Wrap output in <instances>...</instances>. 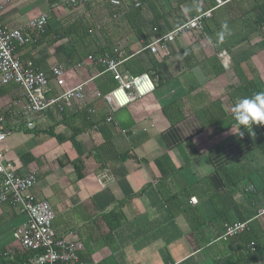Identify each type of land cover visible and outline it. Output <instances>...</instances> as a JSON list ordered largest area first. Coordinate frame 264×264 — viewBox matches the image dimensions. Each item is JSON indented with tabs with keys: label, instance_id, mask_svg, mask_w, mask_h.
<instances>
[{
	"label": "crops",
	"instance_id": "crops-1",
	"mask_svg": "<svg viewBox=\"0 0 264 264\" xmlns=\"http://www.w3.org/2000/svg\"><path fill=\"white\" fill-rule=\"evenodd\" d=\"M64 8L81 7L15 0L0 13V25L24 27L46 13L54 17L48 24L55 29L66 21ZM189 32L157 54L142 50L131 36L118 43L142 68L149 67L144 53L158 62L147 72L154 91L115 111L111 122L105 121L104 102L92 97L102 92L99 86H108L99 65L77 67L80 61H67L63 40L16 47L20 59L31 60L47 75L48 96L83 83L88 107L94 109L90 114L74 101L63 115L53 108L33 116L27 127L17 115L22 89L0 87V114L9 108L14 113L6 118L10 132L0 150L16 173L36 172L30 192L51 205L56 237L82 243L79 264H214L238 243L237 237L221 239L224 224L235 221L254 224L264 242V215L258 212L264 206V125L236 127V105L228 95L239 84L236 64L264 87V27L232 36L235 43L220 50L228 55V67L220 51L215 53L223 69L218 74L208 61L212 55L194 44L195 30ZM54 64L64 67L61 78L47 72ZM78 172L84 175L77 177ZM120 201L123 220L109 229L103 216ZM25 219L16 207L0 204V261L4 251L15 260L23 256L12 233Z\"/></svg>",
	"mask_w": 264,
	"mask_h": 264
},
{
	"label": "built area",
	"instance_id": "built-area-1",
	"mask_svg": "<svg viewBox=\"0 0 264 264\" xmlns=\"http://www.w3.org/2000/svg\"><path fill=\"white\" fill-rule=\"evenodd\" d=\"M15 0H0V13L4 7ZM87 0H65L67 7L75 9L85 5ZM226 1L216 0V7L221 6ZM112 5L119 4L118 0H110ZM139 5L135 3V7ZM211 10L205 11L202 15L195 16L183 24L173 28L163 37L152 40L142 48L148 49L150 53L157 54L160 50L166 49L167 42H171L175 37L180 36L190 30L201 31L202 18L210 17ZM48 17L42 13L30 18L24 27L8 29L0 25V87L10 83L18 85L24 96V103L17 115L20 120L26 121V126L31 127V118L56 109L59 113L65 110L74 101H79L86 106L90 114L94 109L88 107L84 84H78L71 88H66L60 94L48 96V78L45 72L35 67L31 60L22 62L15 54L17 46H25L35 39L27 36L24 30L35 34H43L47 25ZM121 56L122 59L117 57ZM224 67H228L229 59L226 51L218 53ZM125 52L122 49H115L113 54L104 53L98 57L88 55L76 64L77 67L85 65H99L104 72L111 75L115 86L102 93L98 90L92 93L95 100H101L107 107L108 116L106 122L112 121L115 111L127 107L136 99L143 98L154 91L155 82L147 74H131L129 71H121L119 66L124 60ZM54 78H61L64 74V67L61 64H54L48 68ZM14 113L9 108L5 113L0 114V144L7 135L6 118H11ZM36 172H29L20 175L15 172L11 162L7 160L0 150V204L9 203L16 207L25 216V221L16 227L12 233L18 248L22 252H32L30 260H13L11 251L2 253L4 261L0 264H79L78 253L83 245L75 239L67 240L58 238L52 228L54 212L47 200L37 199L30 192L36 184ZM191 202L195 198L190 199ZM259 215H264V206L259 210ZM248 228V221H235L225 223L221 234V239L226 240L235 237ZM71 234V233H70ZM72 235V234H71Z\"/></svg>",
	"mask_w": 264,
	"mask_h": 264
},
{
	"label": "trees",
	"instance_id": "trees-1",
	"mask_svg": "<svg viewBox=\"0 0 264 264\" xmlns=\"http://www.w3.org/2000/svg\"><path fill=\"white\" fill-rule=\"evenodd\" d=\"M64 1L59 0L62 5H65ZM223 1L226 2L216 7V0H118L119 4L117 5H112L110 0H88L80 11L65 15L66 21L55 29H51L48 24L54 20V17H48L44 33H33L32 36L35 41L32 43L35 46L63 40V52L67 61L76 64V62L81 61L88 55L98 57L104 53L113 54L115 49H121L118 47V43L124 39L126 40L129 36L134 37L136 41H140V46L143 48L154 38L163 37L173 28L187 20L211 10L210 17L202 18L201 20L203 24L202 30L198 32L190 30V32L195 33H193L194 44L202 52L207 50L212 55L208 61L214 70V74H218L223 69L217 62L214 56L215 53L222 48L229 50L235 43L232 39L234 34H241L243 30L254 32L262 30L264 27V0ZM136 2L139 3L137 7H135ZM185 8L190 11L184 12L183 9ZM167 18L170 19L167 21ZM225 23L232 33L221 39L218 34L222 31V25ZM226 39L229 41L225 43ZM208 40L215 47H212ZM169 43L167 42L166 46ZM189 50L191 51L192 48H189ZM124 52L125 57L129 58L124 62L122 61L123 67L120 70L129 71L131 74L147 73L149 69H154L158 62L155 61L157 57L150 53H144L149 67L142 68L138 65V58L133 56V52L128 50ZM148 52L150 51L148 50ZM229 52L232 53V51ZM117 58L122 59L121 56ZM27 60L26 58L21 59L22 62ZM134 65L137 66L135 67L136 69H134ZM96 69L99 73L104 71L102 66L96 67ZM232 69L239 84L235 87H230L228 95L235 105L243 98L252 97L258 92H264V87L260 81L255 78H247L241 65L236 64ZM108 74L106 72L105 81L102 82L108 84V86H99L102 93L115 86L114 80ZM9 85L19 87L13 83L1 87ZM61 114L63 115L64 113L62 112ZM7 132L9 133L10 130ZM74 166L78 170V166L76 164ZM83 175L84 173L78 172L77 177H82ZM123 202L116 203L103 216L109 229L116 228L122 222L121 206ZM254 226V224L248 223V228L235 236L238 239V243L227 253L215 257L214 264H264V242L261 239L263 234L259 232V228L256 229V226ZM32 255V252H24V257H16V260L27 261ZM11 257L15 260L14 255Z\"/></svg>",
	"mask_w": 264,
	"mask_h": 264
},
{
	"label": "clouds",
	"instance_id": "clouds-1",
	"mask_svg": "<svg viewBox=\"0 0 264 264\" xmlns=\"http://www.w3.org/2000/svg\"><path fill=\"white\" fill-rule=\"evenodd\" d=\"M183 11L188 12L190 10L185 8ZM229 34L228 25L225 23L218 35L222 39ZM233 114L237 122L236 127L244 126L248 128L253 125H264V92H258L252 97L241 99L233 109Z\"/></svg>",
	"mask_w": 264,
	"mask_h": 264
},
{
	"label": "rangeland",
	"instance_id": "rangeland-1",
	"mask_svg": "<svg viewBox=\"0 0 264 264\" xmlns=\"http://www.w3.org/2000/svg\"><path fill=\"white\" fill-rule=\"evenodd\" d=\"M80 9H82V7H81ZM80 9H79V10H80ZM64 10H65L66 15L69 14V13H73V12L69 11V9L64 8ZM79 10H75L74 12L79 11ZM169 19H170V18H167V21H168Z\"/></svg>",
	"mask_w": 264,
	"mask_h": 264
}]
</instances>
